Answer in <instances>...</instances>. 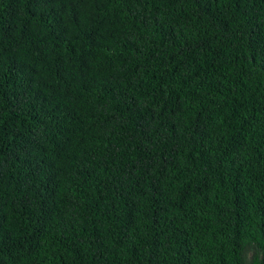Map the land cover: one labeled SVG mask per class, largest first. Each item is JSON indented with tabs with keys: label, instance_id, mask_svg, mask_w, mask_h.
I'll list each match as a JSON object with an SVG mask.
<instances>
[{
	"label": "trees",
	"instance_id": "1",
	"mask_svg": "<svg viewBox=\"0 0 264 264\" xmlns=\"http://www.w3.org/2000/svg\"><path fill=\"white\" fill-rule=\"evenodd\" d=\"M0 264H264V0H0Z\"/></svg>",
	"mask_w": 264,
	"mask_h": 264
}]
</instances>
